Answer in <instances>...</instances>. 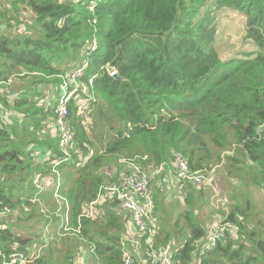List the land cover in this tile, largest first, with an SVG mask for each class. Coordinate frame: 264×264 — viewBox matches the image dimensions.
<instances>
[{
  "label": "trees",
  "instance_id": "16d2710c",
  "mask_svg": "<svg viewBox=\"0 0 264 264\" xmlns=\"http://www.w3.org/2000/svg\"><path fill=\"white\" fill-rule=\"evenodd\" d=\"M209 1L215 11L246 16L245 37L260 49L255 57L218 58L208 28L213 12L199 19ZM0 28V212L7 209L9 221L19 214L20 221L28 206L40 205L33 209L48 218L51 230L19 233L23 229L0 222V264L11 253L30 256L29 264H123L128 215L118 212L114 198L98 193L130 173L131 165L146 172L163 165L164 171L180 155L205 181L228 161L243 184L264 190V138L256 133L264 124V0H0ZM77 64L82 75L76 82L83 87L67 105L74 138L65 155L58 134L44 140L41 130L50 120L55 125L59 100L52 89L70 81ZM78 100L89 103L87 123L77 116ZM90 146L95 151L86 157ZM229 151L241 155L242 167ZM47 177L55 182L50 188L41 186ZM229 205L220 226L236 231H224L200 255L208 235L194 211L184 210L167 229L155 203L151 243L135 234L138 248L127 245L133 264L135 255L169 243L183 264H264V224L248 216V202L232 197ZM66 212L68 231L61 227ZM41 236L49 245L68 241L50 249L65 257L39 256Z\"/></svg>",
  "mask_w": 264,
  "mask_h": 264
},
{
  "label": "rangeland",
  "instance_id": "374dc122",
  "mask_svg": "<svg viewBox=\"0 0 264 264\" xmlns=\"http://www.w3.org/2000/svg\"><path fill=\"white\" fill-rule=\"evenodd\" d=\"M214 9L213 3L209 1L207 7L201 12L199 19L207 18L205 11L209 10L213 12L212 18H209L208 28L213 34L212 47L218 58L225 62L230 59L241 60L255 57L256 54L260 52V49L253 40H249L245 37L246 16L229 8H221L216 11ZM22 19L29 25L32 22L27 13H23ZM18 30L23 31V28L19 27ZM0 31H2V28H0ZM77 67H79L78 64L75 68ZM81 86L82 84L71 80L63 82L59 90L61 94L59 98V91L55 88L52 89L56 92L53 99L62 100L66 88L69 90L68 93L73 95L72 89L78 87L79 91ZM49 99H52L51 95L43 99V102L45 103ZM80 102L81 100H78V105ZM89 107L90 106L86 105L83 110V117H80L77 113V116L85 120V123L89 122ZM11 116L14 120L15 116ZM49 123L47 128L41 130V138L44 140L57 137V130L54 131L55 125L51 120ZM50 129H52V131H50ZM93 129L94 119L91 118L85 133L91 137L93 135ZM30 131H32L31 128ZM86 149V157L91 154L93 155L95 151L93 146L89 148L86 147ZM229 154L233 156L236 155V158L241 162V164H237V166L242 167L241 155L233 151H229ZM230 165L228 161H224L222 166L214 168L209 175H204L206 180L201 187H194V189H190L191 191L185 189L188 188L184 187L186 184H182L183 188H180L179 186L181 185L171 182L170 176L172 174L173 163H171L170 167H166L160 175L156 177L153 176L151 179L152 198L154 206L155 203L159 205L156 212L160 218L161 226L171 229L174 226L173 223L176 217L184 210L189 209L190 211H194L196 217L202 221L206 228L207 235L209 236L215 229L220 227L224 214H228L230 211L231 206L229 205V200L232 197H236L242 204L248 202L250 204V209L247 213L248 216L255 222L260 220L264 224V190L260 191L254 186L243 184V175L237 171L236 166L232 168ZM105 176L109 179L111 175L105 174ZM53 185H55L53 179L47 177L41 186L50 188ZM58 186L59 183L57 184V187ZM56 194L58 193L56 192ZM60 197L59 195L58 198ZM33 207L39 209L40 205L31 204L28 206V210L23 214V220L20 221L19 214L14 216V219L10 221L7 220L8 218H5L8 215L7 210L6 213L0 216V222L4 221L8 225L13 226V230L18 231L19 228L23 229L19 230V233H23V231L26 230L36 234V232L42 229V226L47 233L51 232V230H48V227L45 226L48 222V218L44 215H39L38 210L33 209ZM41 209L45 212L43 206ZM219 214H223V216ZM1 225L2 224H0V226ZM133 234V230L128 228V236H126V238L130 242L137 241L138 236L136 237ZM36 241V245H39L37 250L38 255L48 261H59L65 257V252L56 254L50 251V249L54 247H65L69 244L65 239H60L49 245V239L45 236H41L39 240ZM122 242L127 243L126 240H122ZM51 254L52 257H50Z\"/></svg>",
  "mask_w": 264,
  "mask_h": 264
},
{
  "label": "built area",
  "instance_id": "2783aa9c",
  "mask_svg": "<svg viewBox=\"0 0 264 264\" xmlns=\"http://www.w3.org/2000/svg\"><path fill=\"white\" fill-rule=\"evenodd\" d=\"M115 71H110L109 75L112 77ZM82 75V69H74L68 76V79L76 82V79ZM78 87L72 89V94L68 93L67 88L63 93L62 100H59L57 107V117L55 119V125L57 127V134L59 138V150L65 155H68V149L73 142L74 134L71 129L70 122L68 120L67 105L69 101L76 96ZM82 104V105H81ZM86 105L89 106L87 100H83L79 103L77 113L83 117V110ZM256 133L259 137L264 138V124L260 125ZM146 159V157H144ZM122 162V161H121ZM163 170V165H160L155 172L142 171L137 165H131V172L128 174H122L119 179L108 185H102L99 189L98 196L107 193L110 198H114L118 202V212L128 215V226L133 230L134 234L139 237L146 235V243H151L150 239L153 237L158 225V220L153 214L154 202L152 198L151 179L153 176L160 175ZM171 182L178 185L192 183L193 185H201L204 183V177L201 174L190 171L187 162L180 156L176 155L173 161L172 174L170 176ZM58 184V181H57ZM58 197V195H56ZM93 204L91 205V211H93ZM7 212L4 209L0 212V216ZM68 213L63 216V224L61 227L64 231H68ZM230 230L236 231L235 226L231 224L221 225L215 229L213 233L208 236L207 241L203 245H199L200 255L204 251L211 249L216 243L217 239L222 236L224 231ZM79 227L75 230L78 233ZM137 231V232H135ZM234 233V232H233ZM127 243L121 241V251L123 264H133L129 247L138 248V242H130L127 238ZM127 245L129 247H127ZM174 246L172 244L165 245L159 250L146 251L144 257L135 255V262L137 264H183L179 260L173 258ZM30 256L22 253H11L10 255H2L1 264H29Z\"/></svg>",
  "mask_w": 264,
  "mask_h": 264
},
{
  "label": "crops",
  "instance_id": "0c3cea01",
  "mask_svg": "<svg viewBox=\"0 0 264 264\" xmlns=\"http://www.w3.org/2000/svg\"><path fill=\"white\" fill-rule=\"evenodd\" d=\"M114 169H115V168H114ZM114 169L111 170V168H109V167H105V170H106L107 172L110 171L111 174L114 173ZM111 174H110V175H111ZM207 239H208V236H207L206 240H207Z\"/></svg>",
  "mask_w": 264,
  "mask_h": 264
},
{
  "label": "water",
  "instance_id": "95a60500",
  "mask_svg": "<svg viewBox=\"0 0 264 264\" xmlns=\"http://www.w3.org/2000/svg\"><path fill=\"white\" fill-rule=\"evenodd\" d=\"M113 77H114L115 79H120V77H119V76H117V75H116V76L114 75Z\"/></svg>",
  "mask_w": 264,
  "mask_h": 264
},
{
  "label": "clouds",
  "instance_id": "9594fccd",
  "mask_svg": "<svg viewBox=\"0 0 264 264\" xmlns=\"http://www.w3.org/2000/svg\"><path fill=\"white\" fill-rule=\"evenodd\" d=\"M74 69H75V68H74ZM114 75L116 76V74H114ZM114 75H113V76H114ZM113 76H112V77H113Z\"/></svg>",
  "mask_w": 264,
  "mask_h": 264
}]
</instances>
